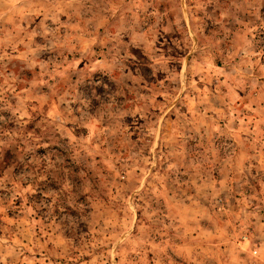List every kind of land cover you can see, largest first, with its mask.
<instances>
[{
	"label": "rangeland",
	"instance_id": "obj_1",
	"mask_svg": "<svg viewBox=\"0 0 264 264\" xmlns=\"http://www.w3.org/2000/svg\"><path fill=\"white\" fill-rule=\"evenodd\" d=\"M0 264H264V0H0Z\"/></svg>",
	"mask_w": 264,
	"mask_h": 264
}]
</instances>
